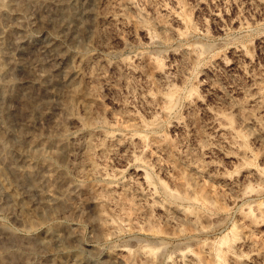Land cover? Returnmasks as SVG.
<instances>
[{
	"label": "rangeland",
	"instance_id": "obj_1",
	"mask_svg": "<svg viewBox=\"0 0 264 264\" xmlns=\"http://www.w3.org/2000/svg\"><path fill=\"white\" fill-rule=\"evenodd\" d=\"M65 1L72 19L60 13ZM109 1V7H123L126 23L103 24L101 42H93L91 35L97 0L61 4L19 0L20 9L14 7L1 20L0 32L11 28L19 40L4 42L11 51L6 59L11 68L0 76L3 84L9 82L0 86V127L5 130L0 167L7 181L17 185L18 196L31 206L34 222L27 225L19 219L24 211L21 204L7 209L12 196L0 191V227L24 240L19 244L14 237L0 236V264H6L2 258L11 251L29 256L25 255L28 264H44L43 251H30L24 242L55 225L73 236L84 264H195L193 256L200 258V264H264V101L260 108L249 102L255 82L264 78V0H133L132 7L126 0ZM164 4L179 12L180 18L165 14ZM53 36L64 58L43 51ZM204 45L197 56L194 48ZM81 53L106 61L105 80L96 84L99 113L110 131L126 132L125 126L135 122L126 116L129 112L155 123L154 129L132 125L146 135L145 142L109 141L95 156L103 171L91 181L108 198L102 206L108 217L102 230L97 227L96 206L82 192L74 170L52 190L38 182L42 175L34 162L33 171L26 170L24 158H30V147L23 146L22 157L18 149L26 103L30 92L36 91L28 80V62L40 60L44 69L56 65L57 71L50 72L56 80L62 75L59 68ZM156 59L163 63L165 77L160 76ZM166 92L177 99L168 114L160 110V96ZM51 100L56 102L58 95ZM54 111L55 105L50 113ZM211 111L226 114L225 120L240 131L238 143L230 142L235 133L217 131ZM243 117L249 124L242 123ZM36 124L46 130L49 118ZM60 155L56 161L66 167ZM136 164L153 175L158 189L153 198L145 195L147 185L134 169ZM196 166L202 171H196ZM159 180L179 191L184 181L190 182L193 199L180 203L192 217L174 211L167 216L170 202L160 191ZM43 197L49 206L40 203ZM179 251L187 252L185 257Z\"/></svg>",
	"mask_w": 264,
	"mask_h": 264
},
{
	"label": "bare ground",
	"instance_id": "obj_2",
	"mask_svg": "<svg viewBox=\"0 0 264 264\" xmlns=\"http://www.w3.org/2000/svg\"><path fill=\"white\" fill-rule=\"evenodd\" d=\"M63 1L56 0L55 3L61 4ZM109 2V0H97V8L93 12L94 22L92 24L91 34L93 42H101L103 41V37L105 38V32L101 27L103 24L114 26L119 23H126L123 7H109ZM20 3L21 2H19V0H0V25L3 17H7L13 13L12 11L16 9L14 7H18V9H20ZM125 4L129 7H132L133 0H126ZM67 5L69 4H67L66 1L61 5L60 13L66 19H70L72 12H70V6L68 7ZM163 10L165 14L172 15L177 20L180 18L179 12L169 8L166 4H164ZM161 21L166 27V21L163 19ZM140 26L141 25H139V27ZM6 30H1L0 32V76L6 75L10 70V66H8L6 59L10 57L11 51L9 52L7 50L4 42L7 39L13 42H18L19 40L16 35H13L11 28L9 31ZM52 40V42L42 47L43 51H46L54 58L56 56L64 58L65 54L61 52L62 50H60V47H58L57 37L53 36ZM205 48V45L196 46V48H194L195 54L199 56L201 52L205 50ZM50 60L51 59L48 61ZM48 61H46L47 64L49 63ZM105 63L106 61L102 58H99L98 55H86L81 53L78 55L76 60L73 59L67 66L60 67L59 71H62V75L58 79L55 78L56 80H54L52 77L50 78V72L57 71L58 68L56 65L49 63L50 65H47L48 67L44 69L40 60H32L28 62L27 69L30 75L28 80L32 84V88H34L36 91L30 92V103L28 101V103H26L27 115L25 119L22 120L20 129L23 140L18 145L21 157L25 154L22 153L23 146L30 147V153L28 151L30 158H24V161L26 162V170H32L35 163V165H37L40 169L42 175L40 181H38L39 179L37 181L43 182L50 189L53 187L55 188V185L57 184L58 186L61 185L63 181L69 179L70 170L75 171L76 175L80 177V188L82 192L84 191L88 196V200L96 206L95 217L97 219V227L100 230H102L107 224L108 217L102 212V206L103 203L107 202L108 198L101 194L99 188L91 181L93 176L95 177L97 174L103 171V169L95 160L96 154L104 151L107 148V142L109 141H119L121 139L133 141L135 138H137L141 142H145L146 135L140 131L134 130L132 125L139 124L140 126L149 129L155 128V123L146 122L139 115L129 112L126 114V116L129 120L133 119L135 122H131L125 126V129L127 130L126 132L117 133L108 129V125L106 124L107 122L99 113L101 99L99 96V88L96 84L97 82H102L105 80V73L103 69ZM157 66L160 71V76L165 77L164 65L160 60H157ZM47 70H49V72ZM1 81L2 80H0V86L9 84L8 81V84H5V82L3 84ZM40 89H44L45 91L37 92V90ZM252 94L253 96L250 98L249 102H252V104L254 106H258V108L262 107V102L264 101V78L255 82L254 93ZM27 95H29V93H27ZM53 95H58V100H56V102L53 101L54 103H52L51 100V96ZM160 98L162 101L160 106L161 112L164 114L170 113L171 110L175 108L174 106H176L177 99L175 94L173 92H166L161 94ZM44 102L45 104L43 105ZM53 105H55V111L50 113V109ZM242 107L243 106H241L240 109ZM79 110H82V116L79 114ZM34 112H37V115L33 119L32 117L34 116ZM211 113L216 121L217 131L221 132V134L222 132L235 133L236 137H234L233 140H230V142L232 144L238 143L236 139L241 136L240 131L236 130L232 126L231 121L229 122L228 120L227 122L225 120L226 114L219 111H211ZM248 115L250 118H253V112H250ZM44 117L49 118V127L46 130L40 125L36 124L37 120L41 121V119ZM249 122L250 121L248 118H242V123L249 124ZM4 136L5 130L0 127V146ZM158 137V135H155L156 139ZM19 139L21 138L19 137ZM47 147L52 148V151L47 152ZM242 151H246V149L242 148ZM60 153H62V155H60L62 156L61 159L66 162V167L60 166L56 161V158H60ZM130 155L132 160H136L137 155L134 152H132ZM58 161L60 160L58 159ZM134 169L137 170L147 185L148 193L146 191L145 195L150 198L156 196L158 189L156 185H154L153 175L140 164H136ZM195 169L196 171H202L199 166H196ZM3 170L0 167V191H5L7 194L12 196V200L10 199L11 201L9 203L4 201L6 202L5 207L7 209H14L15 205L21 204L24 208V211L20 213L19 219L27 225H32L34 219L30 209L31 206L25 204V201L23 200L25 197L22 198L20 193L18 196L15 188L17 185L13 186L14 182L12 184L11 180V183L7 181L5 174L6 172ZM256 172L259 171L256 170ZM34 173L35 172H33V174ZM189 184L190 182L184 181V189L179 191L170 188L163 180H159L160 191L170 202V207H168L166 210L168 217H171L169 214L171 211H174L179 216L192 217L190 215L193 214L189 213L188 208L182 206L180 203L193 199V195L189 191ZM200 190L205 191L204 188H201ZM40 203L43 206H49L48 203L50 202L43 197V200ZM41 230L42 231L40 233L27 237L24 243H26L25 245L30 251L36 248L43 251L42 254H44L46 261L44 264H84V259L81 256L82 254H80L74 248L72 241L73 236L71 237L67 230L59 225H55L53 227L47 226ZM14 233L16 232L12 233L10 230L7 231L6 229L0 227V236L9 235V237H14L19 244L23 243L24 240H22V238L17 235L18 233ZM186 253L187 252L185 251H179L178 255L183 257L186 255ZM25 255L16 251H11L6 258L2 259H4L3 261L6 264H11L15 261L28 264L30 259L27 258L29 256L26 255V257ZM109 256L114 258V253H110ZM193 258L196 261L194 262L195 264H200L201 260L198 256H193ZM183 263L187 264L185 262Z\"/></svg>",
	"mask_w": 264,
	"mask_h": 264
}]
</instances>
